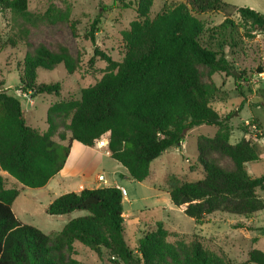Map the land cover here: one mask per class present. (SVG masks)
I'll return each instance as SVG.
<instances>
[{
    "label": "trees",
    "instance_id": "16d2710c",
    "mask_svg": "<svg viewBox=\"0 0 264 264\" xmlns=\"http://www.w3.org/2000/svg\"><path fill=\"white\" fill-rule=\"evenodd\" d=\"M115 2L122 9L133 8L136 14L122 33V60L113 61L95 49L94 56L106 63L102 77L82 89L79 99L51 104L45 132L28 126L21 99L0 88V172L23 187L43 188L63 168L72 142L92 148L105 140L110 159L132 181L140 183L149 176L151 162L177 147L188 130L215 126L212 138L197 139L195 163L203 179L170 183L171 204L184 205L183 213L198 227L215 212L249 218L264 210V201L257 194L264 192V175L252 178L246 171L247 163L260 160V152L244 138L231 144L227 118L211 106L220 93L212 76L230 75L232 70L225 49L236 44L234 23L225 18L208 30L193 11L202 14L233 8L241 28L262 34L264 16L249 8L231 7L223 0H184L164 4L150 18L153 0ZM0 10L18 16L24 40L31 27L65 22H69L73 37L77 36L75 21H69L67 9L51 5L41 15H33L27 10L26 0H0ZM98 23L97 17L85 36L91 42ZM8 43L15 42L9 39ZM79 62L63 45L50 50L38 44L23 57L19 89L32 97L58 95L59 83L39 84L37 71L62 65L71 75ZM59 127L66 132L58 131ZM220 158L229 162V169L219 165ZM18 195L17 189L5 188L0 174V264H85L71 257L74 243L99 258L105 251L113 264H231L225 256L207 249L197 235L168 242L170 234L162 223L131 249L123 228V197L116 187L68 192L52 200L44 208L49 216L73 212L85 215L69 219L59 231L49 234L15 218L11 207ZM88 198H95L97 203L85 204ZM247 262L264 264V253L249 251Z\"/></svg>",
    "mask_w": 264,
    "mask_h": 264
},
{
    "label": "rangeland",
    "instance_id": "374dc122",
    "mask_svg": "<svg viewBox=\"0 0 264 264\" xmlns=\"http://www.w3.org/2000/svg\"><path fill=\"white\" fill-rule=\"evenodd\" d=\"M27 10L33 15H41L49 6L58 10L67 9L69 21H75L76 37H73L69 22L43 24L29 28L28 37L22 38V22L10 11L0 10V88L21 99L24 119L28 126L43 133L46 131V112L53 103L77 100L80 91L93 85L103 75L106 63L94 56V50L120 62L125 53L122 33L129 29V23L135 19V11L122 9L115 0H26ZM184 0H153L150 18L158 13L164 4ZM235 8H249L264 16V0H223ZM205 29H213L229 18L235 26L234 42L225 49L226 58L232 70L230 75L218 73L212 81L220 89L211 106L227 118L230 127L229 142H238L241 138L256 145L261 154L260 160L247 163L246 171L252 178L264 175V34L241 28V21L230 8L226 11H193ZM99 19L94 33V41L85 36L91 31L95 18ZM9 39L15 43L10 45ZM29 44V47L26 46ZM38 44L55 50L56 45L65 46L70 54L79 59L78 69L69 75L62 65L51 71L39 69V84L59 83L58 95H40L32 97L30 93L20 91V69L26 52H31ZM262 70L263 73H258ZM241 79V80H240ZM58 131L66 132L64 127ZM215 126H196L188 130L182 142L175 148L164 151L153 160L149 167V176L143 182L130 180L119 164L109 160L101 151V162L91 164L96 154L89 155V168L84 171V178L97 174L103 175L108 185H112L110 174L125 188L127 196L122 202L124 233L127 245L134 249L137 242L146 233L152 232L157 223L170 234L167 241L175 243L181 236L197 235L202 237L204 246L218 255H223L231 264H249L248 253L258 249L264 253V210L242 216L215 212L206 216L201 226L188 218L183 210L185 206L175 207L171 204L168 187L173 182H197L203 179L201 168L195 161L198 158L197 139L199 136L212 138ZM58 141V139L53 138ZM220 166L230 168L226 159L218 160ZM5 188H15L19 195L12 204V212L17 220L31 225L44 233L59 231L69 219L85 215V212H73L64 216H49L44 208L55 198L66 193V189L53 180L45 188L30 189L18 184L5 172ZM264 201V192L257 193ZM54 195V197L52 196ZM205 225V234L202 227ZM201 229L203 231H201ZM71 257L85 264H113L108 254L103 251L99 258L85 246L74 243Z\"/></svg>",
    "mask_w": 264,
    "mask_h": 264
},
{
    "label": "crops",
    "instance_id": "0c3cea01",
    "mask_svg": "<svg viewBox=\"0 0 264 264\" xmlns=\"http://www.w3.org/2000/svg\"><path fill=\"white\" fill-rule=\"evenodd\" d=\"M102 143H103V147H99V145L97 143V144H95L94 147L89 148V147L83 146L82 144H80L78 142H75V141L72 142L71 147H70V151H69V155L66 159V162H65L63 168L61 169V171H59L58 174H56L51 180L48 181V183L44 186V188L46 186H48L56 178H58L57 182H56L57 185L66 189L65 190L66 193H68V192H80L83 189L93 190V189H99V188H103V187H117V186L123 187L120 184V182H118V180L115 178L114 173L110 174V181H111L112 185H109V186H104L101 182H98L96 180L97 175H101V174H97L96 176L89 178V179H85L83 176L84 171H86V169L89 168L88 166H89L90 160H91L89 158V155L96 154L95 158L92 160L91 164H94L96 162H98V163L101 162V159H100V157L102 155L101 151H104V156L107 159L112 160V159H110L109 154L105 148L106 141L103 140ZM234 143H236V142H234ZM234 143H231V144H234ZM260 158H261V154H260ZM61 195H63V194H61ZM52 196L54 197V195H52ZM126 196H127V194H126ZM125 197H123L122 202L125 200ZM122 208H123V206H122ZM122 216H127V215L122 214ZM202 227H204L203 228V230H204L203 234H205L207 232V230L205 229V225H203ZM203 230L201 229V231H203Z\"/></svg>",
    "mask_w": 264,
    "mask_h": 264
},
{
    "label": "built area",
    "instance_id": "2783aa9c",
    "mask_svg": "<svg viewBox=\"0 0 264 264\" xmlns=\"http://www.w3.org/2000/svg\"><path fill=\"white\" fill-rule=\"evenodd\" d=\"M102 141H103V140H102ZM102 141H99V142H98L99 147H103V143H102ZM96 180H97L98 182H101L104 186H109L108 183H107V180L103 177V175H97ZM116 188L120 191L122 197H125V196H126L127 193H126L125 188H123V187H118V186H117Z\"/></svg>",
    "mask_w": 264,
    "mask_h": 264
},
{
    "label": "water",
    "instance_id": "95a60500",
    "mask_svg": "<svg viewBox=\"0 0 264 264\" xmlns=\"http://www.w3.org/2000/svg\"><path fill=\"white\" fill-rule=\"evenodd\" d=\"M1 92H5V90H1ZM90 203H97V200L95 198H88L85 200V204H90Z\"/></svg>",
    "mask_w": 264,
    "mask_h": 264
}]
</instances>
